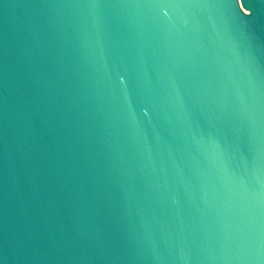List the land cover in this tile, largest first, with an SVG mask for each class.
Returning a JSON list of instances; mask_svg holds the SVG:
<instances>
[{"label":"water","instance_id":"obj_1","mask_svg":"<svg viewBox=\"0 0 264 264\" xmlns=\"http://www.w3.org/2000/svg\"><path fill=\"white\" fill-rule=\"evenodd\" d=\"M0 264H264V0H0Z\"/></svg>","mask_w":264,"mask_h":264}]
</instances>
